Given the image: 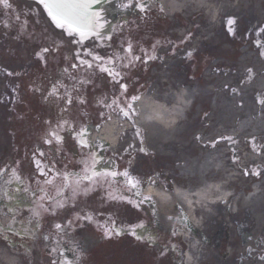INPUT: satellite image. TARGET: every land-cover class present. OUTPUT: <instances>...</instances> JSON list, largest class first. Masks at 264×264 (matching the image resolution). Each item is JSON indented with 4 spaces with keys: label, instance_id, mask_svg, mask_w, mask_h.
<instances>
[{
    "label": "flooded vegetation",
    "instance_id": "flooded-vegetation-1",
    "mask_svg": "<svg viewBox=\"0 0 264 264\" xmlns=\"http://www.w3.org/2000/svg\"><path fill=\"white\" fill-rule=\"evenodd\" d=\"M8 4L10 7L0 4V169L5 170L0 175V220L7 214L10 217L6 222L9 233L0 225V251L9 253L18 264H109L113 253L129 252L140 255L142 264L150 263L151 244L145 235L124 232L118 236L112 229L119 212L123 218L127 215L126 205L130 201L127 186L118 180L100 179L95 183L85 180L73 193L63 186L62 175L55 178L54 185H46L45 177L39 175L34 165V159L41 160V166L50 172L48 178L59 172L75 180L83 175L81 161L95 150L102 157L98 169L114 170L113 157L104 145L98 147L99 139L89 136L92 149L81 148L77 143L80 137L75 133L84 128L90 134L91 130H99L96 125L107 116L103 113L107 108L102 107L105 86L109 88L110 104L117 97L120 98L117 101H129L135 75L143 72L140 59H134L142 57L143 43L130 37L132 52L127 53L125 37L113 36L106 42L90 38L83 44L72 38L70 49L65 45L59 53L54 32L46 26L38 3L8 0ZM7 27L11 36L6 33ZM18 29L20 35L13 36ZM44 48L49 52L41 58L37 54ZM85 50L104 57L105 64L107 57H126L116 61L115 71L121 73L118 79L120 84H127V91L118 88L120 84L100 70L102 65L98 61H93L91 69L72 68L77 51L84 58H91ZM129 60L131 66L123 67ZM53 84L70 86L73 97L70 106L65 103L64 89L60 90V99L50 95ZM53 130L63 139L48 145L45 140L51 139L48 133ZM40 151L43 157L39 156ZM42 188L51 196L62 189L63 195L56 197L61 206L46 199L43 203L48 210L39 209V215H34L39 196L44 194ZM56 224L62 227L57 229ZM122 237L125 238L122 247L114 244ZM109 247L112 253L107 251ZM129 259L137 262V258Z\"/></svg>",
    "mask_w": 264,
    "mask_h": 264
},
{
    "label": "bare ground",
    "instance_id": "bare-ground-1",
    "mask_svg": "<svg viewBox=\"0 0 264 264\" xmlns=\"http://www.w3.org/2000/svg\"><path fill=\"white\" fill-rule=\"evenodd\" d=\"M161 6L163 20L170 19L174 29L172 35L184 36L180 44L188 42L191 52L196 48L193 37L197 26V22L194 21L198 14L196 10L200 9L199 13L206 12L203 19L198 21L199 29L202 30L203 26H207L206 33L213 31L215 34L210 36L207 34L205 38V30H202L197 42L207 46L208 50H211L212 59L215 60L210 67L212 71L207 73L205 81L211 86L202 94V97L207 99L202 103L201 115L192 121L188 119L191 110L188 103L196 95L194 88L179 80H175L174 83L163 82L160 86L161 94L154 90L150 96L143 97L140 101L137 123L143 128L142 142H136L135 145L131 143V146L133 149H143L145 155L156 158L157 167L166 161L169 167L172 166L169 169L187 175V189H176L173 196L165 195L159 189L155 191L157 196L169 206L185 208L190 212L192 199L188 192L198 184L205 186L208 177L215 175L220 179V184L213 188L208 187L204 191L197 190L195 193L196 203L200 207L214 206L215 204L210 203L218 196L224 197L222 202L232 201L236 205L251 206L256 207L255 210H261L263 209L261 186H254L251 190L250 183L246 186L247 179L241 180L236 177L238 175L229 161L224 158L225 146L231 143V139L221 138H231L232 135V138H236L243 145L242 166L247 167L255 163L264 165V151L259 149L264 144V118L260 115L262 108L259 105L261 99L264 100V57L253 53L254 50L250 47L244 48L241 53L238 52L237 46H247L246 39L240 38L232 45L233 35H228L229 39H226L215 30H218L222 18L232 14H236L241 20H246L242 29L250 30L252 22L264 28V0H149L148 9L151 13L160 10ZM189 23L191 28L185 32L184 28ZM231 46L234 47V52ZM169 54L163 52L162 60L166 62L165 57ZM240 55L243 57L232 63V57ZM171 87L175 89L172 92ZM255 96L259 98L256 101H254ZM208 97L211 99L209 100ZM208 121L212 124L201 128L202 124L207 126ZM122 126L114 121L106 123L102 128L105 140L114 148H119L117 141L120 139L121 142ZM125 126L126 130L130 128L133 134L138 136V127H131L128 123H125ZM213 143H215L214 147ZM139 156L141 154L136 151L131 164V175L139 171ZM180 162L182 166L178 168L173 166ZM238 181L241 183H237ZM233 186L236 190L227 195L225 192ZM237 190H242L243 195L235 197ZM179 222L177 229H180L181 233L185 234L190 230L196 234L197 229L189 221L184 219ZM263 228L264 223H259L255 231ZM187 239L191 242L192 235ZM186 255L187 262L184 263L185 259H182V264L189 262L194 264L193 256L188 252Z\"/></svg>",
    "mask_w": 264,
    "mask_h": 264
},
{
    "label": "rangeland",
    "instance_id": "rangeland-1",
    "mask_svg": "<svg viewBox=\"0 0 264 264\" xmlns=\"http://www.w3.org/2000/svg\"><path fill=\"white\" fill-rule=\"evenodd\" d=\"M127 3L128 0H122V2L120 3V8H125L123 5ZM125 10L127 11V13L123 12L120 15L121 22L122 20L127 22V20L131 16V9L125 8ZM136 14L139 16V19H145L151 24L155 23V33L153 34L154 36H158L156 44V48L158 49L157 59L155 62H152L149 65V72L140 84H142V87H145L144 89H147L149 86L151 87L152 85L156 84L157 87H159V89L161 90V81L162 78H165V74L167 75L166 70L168 69L171 72L170 75L174 76L173 82L168 80L169 83H174L175 80H179L180 82H185L189 85L194 86L195 92L198 94L194 97L192 110L188 115V119L194 121L195 118L201 115V111L203 109L202 103L207 99V97L205 99L204 97H202V94L206 87L204 85V82L202 83V81L205 79L204 77L209 72V70L212 71L210 65L214 63V60L211 57V50H208L207 46H204L197 41L199 39V33L202 30H205V38L207 34L210 36L215 34V32L209 31L206 33L207 26H203L202 30L199 29L198 21L203 19V17L205 16L204 13L199 16H195L194 21L197 22V26L193 33V37L196 48L193 52H191V46H188L189 43L185 42V44H179L181 36L172 35V31L174 29L170 28V21L168 24L166 19V21L162 20V16L160 13L149 14L147 11L141 12L137 10ZM247 16L248 14L246 15V17ZM230 21H234V23L230 24ZM245 21V19L241 20L240 18H238L236 14H232L229 17L222 18L219 21L218 30L215 28V31L226 39H229L228 35H233L234 37L232 45L236 40L240 38L246 39L247 46L236 47L237 51L240 53L246 47L252 48L254 50L252 51L253 53H264V28L259 27L256 22H252V28L247 31L246 28L242 29ZM116 23L117 22L115 21V25ZM190 26V24L187 25L184 28V31L187 32L188 30H190ZM256 26H258V28ZM116 35L122 36L121 33H118ZM215 38L217 37L215 36ZM232 47L233 46H231L230 48ZM166 49L168 53L171 54L169 56L170 58L167 57V61L165 62L162 61L161 53L165 52ZM234 51L235 49L233 47V52ZM59 52H62V49H60ZM189 53H191V55H189ZM262 56L264 57V55ZM242 57L243 55L232 57V63L234 62V60L239 61ZM168 63L171 65H169ZM169 66L172 68H170ZM153 74H160V78L154 80L151 79V76H153ZM136 88L137 85L134 90ZM208 99L210 100L211 97H208ZM256 99L259 98L255 96L254 101H256ZM259 105H261L262 108L260 115L262 118H264V100L261 99ZM209 125L210 124H207V126H205V124H202L201 128H206ZM124 138L125 139L123 145H121L120 149L116 151L115 163L119 165L118 172L127 171L129 173V168H131L130 164L133 158V155H131L132 148L130 147L129 143L132 139V136H128V134H126ZM233 143H235L236 145H234L237 147H239L238 145H240L236 138L231 137V143L229 145L232 146ZM231 146H225L226 152L230 151L231 154H228L227 157L224 158H227L229 163L232 164V169H234V172H236V174L238 175L236 176L237 178H240L241 180H248H246V186H248L249 183H251L249 184L251 187L261 186L263 194L261 198L263 209L255 210L256 207L236 205V203L232 201L225 202L223 204H217L208 208L209 212H206V214H201L200 216L201 225H197L198 233L196 234L195 241L198 242L201 251H199L197 255L194 256V264H264V259H257V257H264V228L260 231H255L259 223H264V165L255 163L253 165L242 168L241 158L243 156V153L239 151L238 148L236 149V147L234 146L232 150ZM259 149L264 151V144L263 146L259 147ZM234 157H236L235 162ZM139 160L140 162L138 166V174L134 176L132 175L131 177L142 181L147 178L146 176H144L145 173L155 171L160 167H172H169V165L166 164V161L162 162V164L157 167L156 158L150 155L143 154L142 156H139ZM246 171L249 174H245ZM257 171L260 173L259 175L252 174ZM252 180H254V183H256L253 184V186ZM237 183L241 182L238 181ZM250 186L249 188L251 189ZM228 190L231 193L234 192L232 187ZM241 195H243V191L237 190L235 197H239ZM134 203L136 211L132 210V214H134V212L135 214L133 217H131L130 221L137 222V219L140 216L139 213H142L144 209L148 211L149 209L145 206H142V204L137 200ZM244 208L247 212L244 211ZM165 210L167 213L171 211L172 215H174L173 219H176L180 216V212H178V210H176L175 208ZM176 220L179 221L178 219ZM177 221H168L162 219L158 220V225H154L152 223L150 227L151 230L149 231V235L152 240L151 260L150 263L147 264H182L181 251L182 249L186 248V245L183 243L181 238H174V236H172V233H170L169 231L172 224L177 223ZM117 222L119 223L117 225L122 226V219L118 220ZM117 241L118 242L114 244H118L121 247L125 244V238H118ZM132 243L135 244L133 241ZM106 249L109 253L113 252V249L111 247ZM197 256L200 257L199 260L197 259ZM129 257H133V259L137 258V262H133L132 260L130 261ZM141 261V256L134 252H129L128 254L113 253V258L111 259L109 264H142Z\"/></svg>",
    "mask_w": 264,
    "mask_h": 264
},
{
    "label": "snow or ice",
    "instance_id": "snow-or-ice-1",
    "mask_svg": "<svg viewBox=\"0 0 264 264\" xmlns=\"http://www.w3.org/2000/svg\"><path fill=\"white\" fill-rule=\"evenodd\" d=\"M37 3L43 7V9L46 11L47 16L50 18L51 22L54 23V25L61 29L66 30L67 34L69 36L75 34L79 37L78 43L83 44L85 40H88L91 37H100L101 30L104 28V22L103 17L100 11H96L92 9V3L99 4L100 0H92L91 3L88 2V0H37ZM0 4H4L6 7H10L8 4V0H0ZM125 8H130L135 6L139 11L146 12L149 7V0H130L129 3L123 5ZM161 11H163V7L160 8ZM19 19V17H17ZM234 23V21H230V24ZM7 26V25H5ZM110 38V37H109ZM88 55L91 57L90 59L84 58V56L81 54V52L77 51L75 53L76 56V63L72 64V68H87L91 69L93 68L94 64L93 61H98L102 65L100 67V70L105 72L115 83L120 84V80L118 79L121 76V73L119 71H115V63L116 61H123L126 57L117 55L115 57H107V63L105 64V58L101 57L99 55H92L90 50H85ZM127 53L132 52V46L129 44L128 48L124 50ZM49 49L44 48L42 49L41 53H38L37 55L43 58V53H48ZM191 55V53H189ZM261 55H264V53H261ZM152 59H155V57H151ZM135 60H139V56L134 57ZM132 61L129 60L127 64H123V67H129L131 66ZM67 71V70H66ZM8 75H12V73H8ZM72 80L75 81V77H72ZM76 83H83V81H76ZM120 87L123 91H127V84H120ZM70 86L66 84H60L59 87L56 84H53L51 86L50 95L55 96L57 99H60V90L64 89L65 96L64 100L67 105H71L73 103V97L70 94L69 91ZM72 89H75V83L71 85ZM120 99L117 97L114 99L111 104L107 105L108 107H112L116 105L117 100ZM140 98L138 96L131 97L132 103H129L126 108L120 109V114L128 119H131V115L135 114V109L133 108V104L138 101ZM83 101H81L82 103ZM101 117L103 118V114H101ZM57 127H62V125H58ZM97 129L100 127V125H96ZM49 137L51 139L45 140V143L48 145H52L55 141L56 143H60L63 139L60 135L57 134L55 130L50 131L48 133ZM76 136L80 137V139L77 140V143L80 145L81 148H87L92 149V143H89V130L87 128H84L78 133H75ZM221 139H231V138H221ZM219 142V141H216ZM212 146H215V143L212 144ZM98 147H103V142H101ZM143 150V149H141ZM35 155V154H34ZM39 156L43 157L44 153L43 151L39 152ZM236 160V157H234V162ZM102 162V157L99 156L98 152L93 150L91 152V155L81 161V164L84 165L83 169V175L79 179L70 180L69 174L64 173L61 174L59 172H55L54 178H48L50 175L49 171H46L44 167H42V162L39 159H34V165L39 173L40 176L45 177L44 183L46 185H54L55 178L61 177L63 179V186L69 188L73 193L76 192V190L79 188L82 181H89L92 183L98 182L100 179L112 180L116 181L117 178H124L127 181V184L130 186L129 190L137 189L138 187H145L149 183L153 187L159 186V179H153V178H147V180H139L131 177L127 171L125 172H118L116 170H101L98 169V165ZM5 170L0 169V175L3 174ZM245 174H249L247 171ZM253 175H259L260 173L254 172ZM167 186V184H166ZM43 195L39 196V202L37 204V208L34 211V215H39V209H44L47 211L48 209L44 208V201L47 199L48 201H51L53 204H56V206H61L57 202V196H62L63 191L62 189L59 190L56 194V196L48 195L45 189L40 190ZM137 196H140V192L135 193ZM144 201L147 202H153L154 203V197L150 194L143 197ZM10 227V226H9ZM55 227L57 229H60L62 226L60 224H56ZM110 234V233H106ZM257 259H264V257H257Z\"/></svg>",
    "mask_w": 264,
    "mask_h": 264
},
{
    "label": "water",
    "instance_id": "water-1",
    "mask_svg": "<svg viewBox=\"0 0 264 264\" xmlns=\"http://www.w3.org/2000/svg\"><path fill=\"white\" fill-rule=\"evenodd\" d=\"M89 3L92 2V0H88ZM106 0H100V3L99 4H95V3H92V9L93 10H96V11H99L100 9V6L105 4Z\"/></svg>",
    "mask_w": 264,
    "mask_h": 264
}]
</instances>
